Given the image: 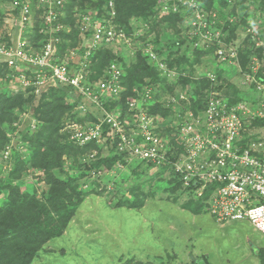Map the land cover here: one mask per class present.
<instances>
[{"label": "trees", "instance_id": "1", "mask_svg": "<svg viewBox=\"0 0 264 264\" xmlns=\"http://www.w3.org/2000/svg\"><path fill=\"white\" fill-rule=\"evenodd\" d=\"M17 1L28 2L30 5L34 17L33 26H27L23 36L30 41L34 52H40L43 43L50 37L45 34L50 29L48 24L43 18H39L42 15V7L38 0ZM109 1L63 0L62 15L54 25L63 27L60 32L53 34V37L59 40L56 59L63 60L70 56L71 51H75V60L69 62L68 67L75 70L79 68L85 53V50L80 48V20L87 14H90L94 21L110 19L106 8ZM112 1L115 16L111 24L116 30L123 31L132 42L139 41L141 46L134 51V57L130 59L127 54H121L111 45L95 50L88 57L86 69L90 72L91 82L105 77L106 70L113 63L120 65L123 70L120 81L123 90L120 97L108 101L105 110L113 113L120 109L121 120L124 121L129 102L140 101L145 87L152 89V99L147 102L148 113L151 115L165 119L170 117L171 107L164 108L160 102L175 95L178 89L185 92L190 99V105L184 104L183 110H190L194 114L204 110L206 92L212 84L206 79H195V67H203L206 59H212L213 51L217 47L207 50L195 48L193 45L197 38L186 35L184 39L178 38L175 44L167 46L169 51L165 55L160 38L162 29L177 36L178 27L184 22L188 25L189 17L193 16L191 11L180 6L177 11L170 10L162 14V8L168 0ZM232 1L233 4L230 0H197L201 5L204 4L208 11L217 13V25L224 32V41L227 43L241 41L237 36L239 30L249 27V9L242 7L243 4L249 3L250 6L257 7V12L264 17V0H260L257 6L256 0ZM12 2L13 0H0V28L4 26L5 7H10ZM12 13L15 17L20 14L18 8ZM231 18L235 19L233 23L229 22ZM144 26L148 29H144ZM140 30L143 31L139 35ZM90 34H86L87 39ZM151 34L153 36L150 38ZM263 34L264 31L258 30L261 39ZM8 40L3 39L7 44ZM147 45H150L157 58L161 59L169 70H175L179 74L186 73V76L178 77L176 83L168 81L158 70L157 63L144 53ZM121 46L128 49L125 44ZM263 52L264 49H256L250 38L245 36L238 44V59L242 71L247 73L251 58L261 57ZM13 74L5 64L0 63V195L4 198L0 201V264H32L45 244L64 235L86 195L108 194L106 188L99 183L100 179L90 178L92 171L102 170L108 173L118 162L124 169H130L132 174L137 175L136 172L140 170L139 166L132 168L131 163L124 162L123 157L117 154L116 143L111 138H107L104 145L91 142L82 147L70 140L69 133L64 130L66 122L97 124L102 118L101 114L94 110L85 115L77 110L80 99L71 87L54 84L39 97L35 96L33 87L23 92H13L10 87ZM217 78L218 90L232 97L231 104L240 101L239 92L230 94L225 89L226 80L223 75L217 73ZM255 125L264 126V121L256 122ZM108 130V126L103 125L104 137ZM15 140L16 145L13 144ZM21 148H25V151ZM93 152L97 153L96 159L84 161V158ZM5 163L9 167L8 170L5 169L6 174L2 170ZM145 165L147 170L153 169L152 165ZM158 170L168 171V167L162 166ZM30 171L38 173V176H33V181L46 187L39 197L36 186L23 178V174L26 176ZM143 173L145 174L144 171L140 172L142 175ZM170 183L172 192L182 189L172 173ZM209 191H205L195 201L190 200L183 207L192 214H201L206 208ZM131 195L134 198L131 199L132 202L125 199L126 202H119L118 205L132 209L141 208L144 198L139 197L135 190L131 191ZM256 257L260 264H264V249H258Z\"/></svg>", "mask_w": 264, "mask_h": 264}, {"label": "built area", "instance_id": "2", "mask_svg": "<svg viewBox=\"0 0 264 264\" xmlns=\"http://www.w3.org/2000/svg\"><path fill=\"white\" fill-rule=\"evenodd\" d=\"M259 2L256 0V6ZM38 4L42 7L39 18H43L50 28L45 32L50 37L43 43L40 52H34L30 41L23 36V29L32 27L34 21L28 2L13 0L9 7L11 18L19 21L21 26L18 36L13 38L10 33L0 30V63L14 73L10 79L11 89L23 92L33 87L35 96L39 97L54 84L71 87L80 99L77 110L83 115L94 110L102 116L97 124L66 122L64 130L74 144L81 147L91 142L104 145L107 138H111L124 162L139 160L157 170L167 166L182 189L197 198L210 190L205 205L208 214L217 223L246 221L255 231L264 234V126L255 125L264 121V52L261 57L251 58L248 72L244 73L238 59L240 42L224 41L225 34L217 25L216 12H208L197 0H168L162 14L177 11L180 6L189 9L193 16L188 20V36L197 38L193 47L207 50L216 46L212 61L238 72L244 83L254 88L256 97L250 102L240 100L231 104L232 97L217 88V73L208 69L195 70V79H206L212 84L206 92L204 110L198 114L183 110L184 104L190 105V99L178 89L175 95L160 102L164 108L171 107L170 117L165 119L151 115L147 102L152 99V89L145 87L140 101L129 102L127 119L122 121L120 109L113 113L105 110L106 103L118 99L123 90L120 84L123 75L121 66L111 64L106 76L96 82L90 81V72L86 69L87 59L95 50L115 42L128 48L134 44L123 31L116 30L111 24L115 16L113 1L110 0L106 7L110 19L94 21L90 14L81 18L80 48L85 53L84 61L77 70L68 67V63L75 60V51L63 60L56 59L59 40L53 34L63 27L54 25L62 15L63 0H38ZM17 8L20 14L15 17L12 11ZM234 21V18L229 19L230 23ZM66 29L69 31L68 27ZM144 29L148 27L144 26ZM244 30L256 49H264V39L258 36V30ZM89 32L91 34L87 39ZM3 39H9V43H4ZM140 46L138 43L131 48L136 51ZM144 53L157 63L158 70L168 81L176 83L178 77L186 76V73L169 70L150 45ZM103 125L109 128L105 137ZM96 156L97 153L93 152L84 161H94ZM123 169L118 162L108 173L98 170L92 171L89 176L100 179L99 183L108 193L111 188L103 183V179L114 178L115 172Z\"/></svg>", "mask_w": 264, "mask_h": 264}, {"label": "rangeland", "instance_id": "3", "mask_svg": "<svg viewBox=\"0 0 264 264\" xmlns=\"http://www.w3.org/2000/svg\"><path fill=\"white\" fill-rule=\"evenodd\" d=\"M201 7L205 8L204 4ZM242 7L249 9L250 14L246 28L263 32L264 17L257 12L258 8L249 3ZM9 11L6 5L4 26L0 29L16 38L21 26L11 18ZM184 24L178 27L177 36L168 30L160 31L165 55L169 51L167 46L188 35L189 27ZM244 32L239 30L238 40H243ZM262 37L264 39V34ZM117 43L111 47L130 59L135 51L131 47L135 48L140 42L134 41L128 49ZM180 51L182 54L183 48ZM205 63L195 70L208 69L222 74L227 92H239L241 101L250 102L256 97L254 88L245 84L238 72L211 58ZM13 144H17L16 140ZM131 162L132 168L139 166L140 172L145 174L137 171L136 175L130 169H123L115 172L114 178H104L103 183L111 188L108 194L86 195L64 235L45 244L32 264H260L256 251L264 249V234L255 231L246 221L219 224L208 214L207 208L193 215L183 205L197 200V196L182 189L172 192L168 171L147 170L143 162ZM6 165L2 168L4 174L5 169H9ZM33 176L38 173L23 174V178L36 186L39 197L46 187L36 184ZM132 190L144 198L143 206L120 207L119 202H132Z\"/></svg>", "mask_w": 264, "mask_h": 264}, {"label": "crops", "instance_id": "4", "mask_svg": "<svg viewBox=\"0 0 264 264\" xmlns=\"http://www.w3.org/2000/svg\"><path fill=\"white\" fill-rule=\"evenodd\" d=\"M193 215H195V214H193ZM197 215H199V214H197Z\"/></svg>", "mask_w": 264, "mask_h": 264}]
</instances>
